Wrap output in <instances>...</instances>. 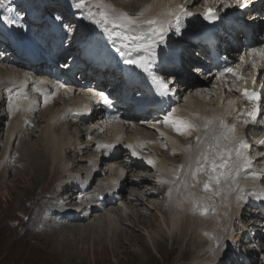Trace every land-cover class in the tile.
I'll use <instances>...</instances> for the list:
<instances>
[{
	"label": "bare ground",
	"instance_id": "obj_1",
	"mask_svg": "<svg viewBox=\"0 0 264 264\" xmlns=\"http://www.w3.org/2000/svg\"><path fill=\"white\" fill-rule=\"evenodd\" d=\"M92 2L95 3L96 0H92ZM103 3L108 6L107 10L115 13L126 12L131 14L133 18L137 20L157 17L160 19L171 20L175 22V15H166L169 10H171L173 13L178 12L180 6H184L186 10L190 12H193L194 9L203 10V8L208 6L207 4H213L214 0H208L207 4H205V0H103ZM32 4L34 6L35 2ZM250 6H256V1H252L249 4L247 3V7L237 8V10H240V14L235 13L232 14V16L228 15L227 17H222L218 24H216V37L218 38L216 48L219 49L224 55H228V57H230L229 59L233 62H235V60L237 59L234 58L235 55L229 53V50L233 49V51L238 54L241 53V51H245L246 49L244 41L248 39V35L244 31V28L247 27L248 30L252 31V33H255V31H257L258 29L257 26L260 27L261 25H264L263 18L256 15L255 13H253L252 15L249 13L247 8H249ZM256 8H259V6H256ZM232 9L234 8H229V10ZM66 10L67 12H65ZM218 10L219 8H217V11ZM73 11L75 14H73ZM234 11H236V9ZM141 12H143V15L138 16L137 14ZM219 12L221 11L219 10ZM64 14L69 17H64ZM60 15L64 18L65 22H67L69 19L70 21L75 19V21H73L72 23L70 22V24L75 28L77 26V29L79 30L82 29V33L84 31H89L90 40H88V37L82 36L81 39L80 36H78L77 39L73 42V45L70 46L68 50L72 51L73 53H77L76 48H78V46H75V44L81 46L83 45L89 49H92L93 51L101 52V56L104 60L115 61L116 59H118V63L112 62L114 64L113 66H116L117 64L118 66L124 65L121 62L120 56L114 51V46L111 41L106 38L102 31L90 20L83 17H78L76 10L73 8L70 9L69 6L67 8L65 7L64 11L60 12ZM255 16L257 18H255ZM51 17L52 15H49L47 17V20L50 21V25L53 27L54 23ZM201 19L202 18H200L196 14L191 17L181 16L180 27L182 35L177 36L175 34V28L173 27V29L168 33V36L166 37V43L157 46L156 54L158 55L156 56L162 59V52L166 53V50L168 49L170 51V57L168 59L170 60L175 57V55L173 54L176 52V49L181 47V52H183L181 55L182 68L180 72L175 71L176 75L175 73L174 75L176 76V78L184 81V93L186 94V96H183L182 99L185 100L182 101V104H180L181 99L179 96L181 92L176 91L174 95H170V98H166L161 101L157 100V97H152V99H154L155 101H153V103H151L150 105H146V110L142 109L143 107L141 108L142 105L136 106L126 101L125 99L134 97L137 99L141 98V101L144 102L151 97L147 96L144 89L145 86L140 87L134 86L132 85V83H127L122 73L118 70L106 71L107 77H110L108 78L105 85L103 83H100V81L97 82L98 79L106 77L102 70L97 68H92V70H90L91 75L89 76H85L84 72L86 70L82 69L78 72L81 74L79 80L77 78L74 79L68 76L65 81H58L55 78L50 81L46 76H42L40 72H38L35 79H37L39 82L35 84V80H32L33 78L29 76V73L24 69L21 62L12 65V63L8 61L7 58L0 56V119L7 116L10 117V121L8 122V135H10V137L16 138V136L23 134L22 132H27L28 129L33 132L37 129L36 127L40 128L39 131L41 133V136L44 137L45 143L37 146V148L39 147V156H37L35 159H32L31 161L35 164H37L36 160H43L41 164H45L47 168L49 165L51 167L56 166L59 174L64 173L65 175L63 176L67 178L66 173L69 174L68 176H70L71 171L75 170L76 165H70V159L64 157L63 152L65 150V145L66 148H69L68 153L73 152L77 154H82L85 147L91 146L93 148V157H95V159L99 157L100 163L104 166H109L108 170L113 171L112 174L110 173L106 176L107 182L98 187L97 192H95V197H97L99 193L104 194V198L102 199V201L97 202V204L100 203L99 205L92 204L89 196L90 192H92V181H94L95 179V177L93 176H96L100 174V172H103L101 166L97 165L96 160L93 161L91 159H87L90 165L86 167V170L83 171L84 176L81 178L80 176L76 178L78 182L79 179H81L82 181H90L92 179L89 186L86 185L85 188H83L80 192H76V194L73 195L75 199L79 198L77 202L72 201L70 197L72 190L75 189L76 186H78L80 183L77 184L75 182L68 181V179H62L63 181L61 182V188L65 190L62 196L66 197L63 199V201L68 204L74 203L73 205L76 206H68L66 207V209H64V211L59 209V212H62L59 214L60 218H63L66 221L67 219H70V221H74V223L75 221L80 222L88 220V218L94 215V213L96 215V213L102 212L109 203L114 202L117 199V197L120 195V191L124 187V180L126 181V178L124 177V173L126 171H132V173H134L138 172L136 170H139L141 168L153 169L156 173V180L163 183L164 185V189H159L158 191L167 193L166 197L168 198V206L170 207V210H168L166 213V219L163 224H161V221L157 219L156 225L161 230V232H164V238H158L159 240L156 241V247L159 250H164L166 239L171 238L174 244V247H172L177 248L185 239L188 231L190 230V233L195 234L197 239L196 241H194L192 248L195 249L197 255H199V258L202 259L204 264L218 263V261L214 263V258H211V256H214V254H216V251H219V253L216 254V258L217 260H220L221 264H228V262H231V264H242L241 262H244V258H252L253 253L248 254L247 252L249 250H245L242 252L240 248H236L239 246H236L234 240L231 242H229L228 240V243L225 246L223 245L222 248L221 245L223 241L225 243V240H227L226 235L230 234L231 231H233L231 228V219L234 218L235 220L236 218V220H238L240 214L245 212L243 209L246 204L249 205L248 211L251 214V218L259 220L262 224V227H264V200H261L259 198L260 196L264 195V188L262 187V183H264V157L258 158L256 165H251L250 168L243 170L241 175L237 176L235 183H233L232 180L225 181L223 178H221V182L219 185H217L215 181H212L210 183V189L207 193H205V191L203 190L202 184L203 181L207 180L205 171L198 172L196 180H193L190 175L191 171L194 170L196 166L197 156H199L202 152H206L208 154L209 159L204 162L205 169L207 170L208 165L213 162L214 152L217 151V149H214L212 145H209L210 135L207 136L206 133H204V131H208L210 127L209 124L207 127L204 126L205 120L203 118L210 119L212 111L207 110L203 112L202 107L210 108L211 106L208 105H213V103L221 99V96H224V91L227 92L230 89L226 85L227 83H231L230 86L232 88L233 83L235 82H238L237 87L239 86V84L241 86L250 85L249 81L243 82L237 80L230 73H228L227 76H219V78L218 76H211L215 79V81L212 83L213 86L208 85L207 81L209 77L203 80L195 79L193 77L195 75L194 71L195 73L197 72L195 69L198 68L191 69L190 62L185 60V58L191 59L196 53L206 54L208 50L207 47L202 44V42L194 44L191 39L193 31L192 29L196 27L195 25L198 24ZM75 22L77 25L75 24ZM63 32H65V30L59 25H56V27L54 28V33L52 34V39L59 45L54 47L57 50L60 49V44H64L65 42H67L68 38L71 39L76 35H79L76 34L75 31L72 32V34H70L68 38H66L67 35L63 34ZM34 34V36L36 37L37 33L34 32ZM107 44H111V46ZM167 44L169 45L168 47ZM68 50H66V53L68 52ZM105 50H112L114 54L108 52L106 53ZM72 52L70 53V55H73ZM242 55L243 54L241 53L240 56ZM236 57L238 58L239 56L236 55ZM73 58L75 60L77 59V56L75 55ZM199 60L200 59H196V61ZM204 64L206 65L205 62ZM66 68L69 67L66 66ZM208 69L206 70L207 73H202V76L209 75L210 72H212L210 71V68ZM59 75L60 77L66 76L65 74L64 76L63 74ZM30 81H32V83H29ZM256 81L257 83H264V76L259 75ZM49 85H51V87ZM59 85L63 86L61 87ZM151 87L152 83L150 80L148 88ZM256 87L253 86L252 89H256ZM145 88H147V86ZM34 89H40L43 94L35 91ZM104 91H106L108 95H111L110 97H112V99H114L117 103H122L123 105H125L126 108L122 110L121 120H115L111 118H107L103 121L99 120L98 110H101V107L99 105L101 104L102 106V103L100 101V93ZM45 99H47V102H45ZM30 102L33 103L30 104ZM223 102H226V100H224ZM10 105H18V108H10ZM138 107L143 112H138L136 110L138 109ZM172 108H175L177 110L173 113L171 117L172 120L184 119L191 121L193 124L197 125V127L190 130L191 135H181L180 133L173 130L170 125H165L162 119L160 120V118H163L164 115ZM36 109H41V111H44V109L48 110L46 114L41 115V122L43 123V125H36V122H38L37 119L34 120L36 118ZM75 110H80V114L78 116L71 115V112ZM203 114H205L206 116L202 117L201 115ZM63 119L67 123H64V121H62ZM158 119L160 121L158 122V124H156V121ZM60 122H62L63 125H60ZM66 124L68 126L74 125L78 126L79 128L81 127L79 129V132H81L80 135L88 138L85 139L84 145L81 142L74 140L75 138L73 136H70L71 138L65 140V131H67L68 129L66 128ZM59 125L60 127L56 130V126L58 127ZM149 126H153V128L156 129L158 128V131L154 132L150 130L151 127ZM255 127L258 128V126ZM255 127L253 126L252 128L255 129ZM252 128L248 127L243 131L248 136L247 141L250 142L251 150L253 151L254 148L258 149L259 147L256 146L257 139L251 132L253 131ZM238 132L239 136L244 135L241 129L238 130ZM160 133H163L164 135L161 136ZM262 133L264 132H261V134ZM116 136H118V139L114 141L113 139ZM197 136L201 138L199 143L196 142ZM122 138L123 141H121ZM222 138L223 137L221 136V139ZM97 142L112 144L114 145V147L108 149V154L104 155L101 150L96 148ZM126 144H132L136 151L139 153V156L134 157V159L129 158L127 154L130 153L131 155V152L129 149H126L124 147V145ZM164 145L167 146L166 149H164ZM189 145H191V147H189ZM222 145V142H220L219 146L221 147ZM144 149L148 150V155L143 152ZM167 150H169L168 155H165V152ZM170 155L178 156V159L174 160V158L169 157ZM15 157L18 158L19 156ZM149 159L153 161L152 164H149L147 162ZM4 160L5 159H3V162L6 166L7 162H5ZM15 160L16 159L13 158V161ZM27 162L30 163L29 161ZM215 162L220 163L222 161L218 156H216ZM31 164L33 166V163ZM28 167H30V165ZM34 172L35 171H30L27 173L25 172L23 174L19 173L17 177H12L13 179L11 180V184L3 182V185H1L3 186L2 188H4L2 191V196L4 198L9 196V194L11 193L10 191H8L10 189L9 186L14 184L15 182L13 186L17 187L16 183L21 182V180L19 181L20 177H26L28 180H32L33 182L36 178V172ZM214 174L219 175V171ZM140 177L141 178H137V180H135L134 178L136 182L135 187L139 186V181L141 183L149 184L150 181L147 176ZM114 180L117 182L116 184L112 183V181ZM84 184L81 183L80 187ZM155 184L156 182H154V186ZM193 185H195V188H193ZM145 187L148 186L146 185ZM133 188L134 187H132L131 189ZM218 189H222L223 191L221 195L216 196L214 200L201 199L202 196L210 195L212 192ZM229 189H231V191ZM151 191L152 189L145 188V191L142 192L141 195L147 194L150 198L154 197V194L151 193ZM193 192L195 193L194 196L192 195ZM129 195L130 193L128 194V196ZM96 200L98 199H95V202ZM125 200L121 199V202H124ZM163 201L164 200L162 198L161 203H163ZM41 203L43 205V208H46L47 211L50 209V214L56 213L54 207L56 209L60 208V205H55L53 209L49 208L48 205H50L51 202L44 201ZM213 204L215 205L214 209L212 207ZM140 206H142V204ZM140 206L135 207L139 209V212H141ZM205 209H207V211H205ZM241 209L243 211L240 212ZM123 210L126 212L125 207L122 208V211ZM108 211L104 213V217H99L100 223H88L87 225L84 224V226H92V228L97 231V229H100V224L107 223L106 226L110 228L112 226L111 222L113 220L111 213L113 212ZM128 216H126V218ZM101 219L103 221H101ZM120 224L121 219H119L118 226H120ZM115 228L117 229V227ZM84 229H78L76 231H73V233L76 232L77 235L83 236L86 234L85 230H87ZM43 232L45 231L43 230ZM250 234H252V232H249V234L246 233L247 236H250ZM260 235H262V233L258 234V236ZM119 237H117V239ZM225 237L226 239H224ZM260 240L262 243H264V238L261 237ZM137 242L143 245V251L137 254L133 253L130 258L133 262L132 264H147L148 262H152L153 257L148 252L149 248L144 238L137 237ZM104 246L105 245L102 244L101 247L103 248L99 250V253L103 254V256L105 257L108 250L106 251V248H104ZM67 247L70 246L68 245ZM112 252V254L114 255V251ZM142 256L144 257L142 258ZM205 256H208L207 259L205 258ZM55 258L59 257L55 256Z\"/></svg>",
	"mask_w": 264,
	"mask_h": 264
},
{
	"label": "rangeland",
	"instance_id": "obj_2",
	"mask_svg": "<svg viewBox=\"0 0 264 264\" xmlns=\"http://www.w3.org/2000/svg\"><path fill=\"white\" fill-rule=\"evenodd\" d=\"M33 1L36 3L39 0ZM51 1H53L56 7L44 6L42 8L41 5H38L37 7H32L33 9L31 13L35 11L36 13H38L37 17H43L45 13L49 14L52 11H54L55 13L62 12L65 8L64 4H71V0ZM30 2L32 3V0H30ZM69 7L70 9H72L71 5ZM67 10L65 12H67ZM195 12L197 14L200 13L199 10H196ZM73 14H75L74 11ZM64 17L69 16H66V14H64ZM73 21H75V19L71 21L69 19L67 22L72 23ZM40 28H43V26L41 25ZM70 34H66V38H68ZM69 39L70 38H68L67 41H69ZM63 60V64H65L67 60ZM77 79L79 80L80 78ZM181 98L182 97H180V99ZM183 100L185 99H181L180 104H182ZM47 112L48 110L46 109H44V111H41V109H36V118L34 119L38 120V122H36V125H43V123L41 122V115L46 114ZM9 121L10 117L8 116L0 119V264H132L133 262L130 258L133 253L137 254L143 251V245L137 242V237L144 238L149 248L148 252L153 257V261L148 262L147 264H204L202 259L199 258V255H197L195 249L192 248L194 241H196L197 239L195 234L190 233V230L188 231L185 239L178 246L179 248H173L174 244L171 238L166 239L164 250H159L156 247V241L164 238V232H161V230L156 225L157 219L161 221V224H163L166 219V213L168 210H170V207L168 206V198L166 197L167 193L158 191L159 189L163 190L164 185L163 183L156 180V173L153 169L141 168L139 170H136L138 172L141 171L140 173H132V171H126L124 173L126 181L124 180V187L120 191V195L118 194L119 196L117 197V199L114 202L109 203L102 212L96 213V215L94 213V215L90 216L88 220L80 222L75 221L74 223V221H70V219H67L66 221L63 218H60L59 214L62 212H59V209L64 211V209H66V207L68 206H76L73 205L74 203L68 204L63 201V199L66 197L62 196V194L65 192V190L61 188V182L63 181L62 179L65 178L68 179V181L75 182L77 184H89L88 181H82L81 179H79L78 182L76 178L79 176L80 178L84 176L83 171L86 170V167L90 165L87 159H91L93 161L96 160L97 165L101 166L103 172H100V174L93 176L95 177L94 181H92V179L90 180L92 181V192H90L89 196L92 204L99 205L100 203L97 204V202H100V200H96L95 202V199H97V197H95V192H97L98 187L107 182L106 176L110 173L112 174L113 171L108 170L109 166H104L103 164H101L99 161V157L97 159L93 157V148L89 145H86L89 147H85L86 149H83L82 154L73 152L68 153L69 148H66L65 145V150L63 152L64 157L70 159V165H76L75 170L71 171L70 176H68L69 174L66 173L67 178L63 176L65 175L64 173L59 174L56 166L51 167L49 165L47 168L45 164H41L43 161L41 159V161L36 160L37 164H39L37 165L31 161L32 159H35L37 156H39L40 152H38L39 147L37 148V146L45 143V139L41 136V133L39 131L40 128L36 127L37 129L33 132L28 129L27 132H22L23 134L16 136V138L10 137V135H8ZM62 121H64V123H67L64 119ZM159 121L160 120L158 119L156 121V124H158ZM60 125H63V123L60 122ZM60 125L58 127L56 126V130L60 127ZM69 126H66V128L68 129L67 131H65V140L73 136L75 138L74 140L81 142L84 145V141L87 137L80 135L81 132H79V129L81 127L79 128L78 126L74 125ZM149 127H151L150 130L157 132L158 128H153V126ZM168 152L169 150L165 152V155H168ZM15 156L19 157L17 158ZM169 157L174 158V160L178 159V156L174 155H170ZM13 158L16 160L13 161ZM3 159H5V162H7L6 166L4 165ZM27 161H29L30 163H28ZM31 163H33V166ZM29 165L30 167H28ZM44 167L46 168V170ZM30 171L36 172V178L33 182L32 180H28L26 177H20L19 181L21 180V182L16 183L17 187L13 186L15 182L14 184L9 186L10 189L8 191L11 192L9 196H7L6 198L2 196V191L4 188H2L3 186L1 185H3V182L11 184V180L14 177H17L19 173L23 174ZM140 176H147L150 182L149 184H146L139 181V186L135 187V180H137V178H141ZM154 182H156V187L154 186ZM80 184L76 186V188L71 192L70 199H72V201L74 202H77L79 198L75 199L73 195L83 189L82 186L80 187ZM146 185L148 187H145ZM132 187L134 188L131 189ZM145 188L152 189L151 193L154 194V197L150 198L147 194L141 195V193L145 191ZM129 193L130 195L128 196ZM134 196H136L137 198ZM162 198L164 200L163 203H161ZM121 199L127 200L121 202ZM44 201L51 202V204L48 205L49 208L53 209L55 205H60V208L56 209L54 207L56 213L51 212L52 214H50V209L48 210V212L46 208H43L41 202ZM141 204L142 206H140ZM137 206L141 207V212H139V209L135 208ZM248 206V204L245 205L243 209L245 212L240 214L238 220H236V218L235 220L234 218L231 219V228L233 231H231V233L229 232L230 234L226 235L227 240H225V243L224 241L222 242L221 248L223 247V245L225 246L228 243V240L229 242L234 240L236 246H239L236 248H240L242 252L245 250H249L247 252L248 254L253 253L252 258H244V262H241L242 264H264V261L260 260V256L264 255V251H261V249H263L264 247V243H262L260 240L261 237L264 238V227H262V224L259 220L251 218V214L248 211ZM124 207L126 212L124 210L122 211V208ZM243 210L241 209L240 212ZM107 211L113 212L111 213L113 220L111 222L112 226L110 225V228H108L106 226L107 223L104 222H102L104 224H100V229H97L98 232L94 228H92V226H84V224L87 225L88 223H100L99 217H104L103 215ZM126 216L128 217L126 218ZM102 219L101 221H103ZM119 219H121L120 226H118ZM39 226L42 227L40 228ZM115 227H117V229ZM27 228L30 229L31 233ZM84 228L87 230H85ZM78 229H84L86 231V234L83 235L84 237L81 235H77L76 232L73 233V231H76ZM43 230L45 232H43ZM249 232H252V234H250V236H247L246 233L249 234ZM260 233H262V235L258 236V234ZM117 237L119 238L117 239ZM226 237L224 239H226ZM29 238H32L33 240ZM35 240L38 242H36ZM102 244L105 245L104 248H106V251L108 250L105 257L103 256V254L99 253V250L103 248L101 247ZM68 245L70 247H67ZM252 245H256V247L253 248ZM39 247L44 248L40 249ZM112 251H114V255L112 254ZM217 253H219V251H216V254ZM216 254H214V256H211V258H214V263L218 261L217 264H221L220 260H217ZM55 256L59 258H55ZM143 257L144 256H142V258ZM207 257L205 256L206 259ZM228 264H231V262H228Z\"/></svg>",
	"mask_w": 264,
	"mask_h": 264
},
{
	"label": "snow or ice",
	"instance_id": "obj_3",
	"mask_svg": "<svg viewBox=\"0 0 264 264\" xmlns=\"http://www.w3.org/2000/svg\"><path fill=\"white\" fill-rule=\"evenodd\" d=\"M214 2L224 3V0H214ZM234 2L241 8L247 7V0H234ZM207 3L208 0H205V4ZM230 6L231 5L224 3V7ZM71 7L76 10L78 17L90 20L102 31L104 36L113 44L114 51L120 56L121 62L124 65L138 69L150 77L154 93L157 97L163 99L175 94V89L171 88V84L174 83L175 76L168 79L166 76L160 75L155 71L156 47L166 43V37L173 27L175 28V34L177 36H181V16L191 17L195 15V13L187 11L184 6H180L178 12L175 13L169 10L166 15H175V22H173L171 20L160 19L157 17L137 20L134 19L131 14L126 12L115 13L107 10L108 6L103 3V0H96L95 3H93L92 0H72ZM26 15V12L19 6V4L16 3V0H0V22H3L8 26L24 27L26 30V25L23 23ZM137 15H143V12L138 13ZM201 15L209 23L220 18L219 12L213 7H205ZM53 19L65 30L66 34H70L74 31L73 26L69 22H65L62 16L56 15ZM248 56L249 60L247 61L243 56L241 57L242 64L251 63V66L256 68L254 57L257 56L261 58L262 62H264V43H262L260 47L249 48ZM262 66H264V63H262ZM195 70L199 71V69ZM257 71H260V69H257ZM226 73L232 74L237 80L243 78L242 75H238L237 71L231 66L222 67L219 70L218 78ZM253 82L255 83V78ZM59 86L62 87L63 85ZM261 87L264 88V83L261 84ZM34 90L41 92L40 89ZM233 90L238 91L241 94V98L236 101V104L238 105L236 110L239 115L243 117L241 123L244 126H247L250 121L255 122L258 115L262 114L261 108H264V104L261 103L262 98L258 92L256 90H249L247 87L229 89V91ZM100 95L101 97H104L103 102L110 105L111 102L104 96V93H100ZM45 102H47V99H45ZM31 103L33 102H30V104ZM239 105H243L242 111ZM12 107L18 108V105H10V108ZM176 111L177 110L175 108L168 111L163 117V123L165 125H170L173 130L181 135H191L190 130L197 127V125L184 119L172 120L171 117ZM203 119L205 120V127L212 122L208 118ZM214 119L218 120L221 129L225 130L221 133L223 139L229 144H232L235 137L226 133H235L237 131L238 124L231 121L226 122L219 117ZM160 135L163 136L164 134L160 133ZM221 136L213 137L215 143L212 147L218 150L214 152L213 162L208 165L207 170L205 169L204 162L207 161L209 157L206 152H202L199 156H197L196 166L190 173L192 179L196 180L197 173L205 171L207 180L202 182L205 193H207L210 189V183L212 181H215V183L219 185L221 178H223L225 181L232 180L233 183H235L237 176L241 175L244 169L250 168L253 163L250 155L246 154L244 151L251 148V145L247 142V140L241 138L234 148L227 147L226 149H219ZM200 139L201 138L197 136L196 142L199 143ZM258 143L264 145V139H261ZM113 147L114 145L112 144L99 142L96 144V148L101 150L104 155H107V150ZM124 147L130 150L133 157L139 156V153L132 144H126ZM189 147H191V145H189ZM233 153L235 155V159H232ZM216 156H218L222 162L216 163ZM147 162L149 164L153 163L150 159ZM217 171H219V175L214 174ZM112 183L116 184L117 182L114 180ZM193 188H195V185H193ZM229 190L231 191V189ZM222 191V189H218L210 195L202 196L201 199L214 200L216 196L221 195ZM192 195L194 196L195 193L193 192ZM259 198L264 200V195ZM212 207L214 209L215 205L213 204ZM205 211H207V209H205ZM252 247L255 248L256 245H252ZM261 251H264V249H261ZM260 260L264 261V255L260 256Z\"/></svg>",
	"mask_w": 264,
	"mask_h": 264
}]
</instances>
